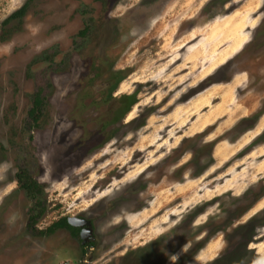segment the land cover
<instances>
[{
	"label": "rangeland",
	"instance_id": "374dc122",
	"mask_svg": "<svg viewBox=\"0 0 264 264\" xmlns=\"http://www.w3.org/2000/svg\"><path fill=\"white\" fill-rule=\"evenodd\" d=\"M20 167L36 229L92 247L28 231ZM0 264H264V0L30 3L0 40Z\"/></svg>",
	"mask_w": 264,
	"mask_h": 264
},
{
	"label": "trees",
	"instance_id": "16d2710c",
	"mask_svg": "<svg viewBox=\"0 0 264 264\" xmlns=\"http://www.w3.org/2000/svg\"><path fill=\"white\" fill-rule=\"evenodd\" d=\"M34 0H26L25 3L12 12L9 16H7L4 20L0 22V40H5L11 33L12 26L14 23L21 24L24 16L26 15L27 8L30 3ZM89 30L88 25L85 28L81 29L77 35L85 36ZM55 55L52 56H41L40 58L34 60V62L41 61L44 59V62L52 61ZM115 75H120L121 72L117 71L114 73ZM132 98L131 96L129 97ZM117 107L116 110L121 111L122 106L124 105L123 99H115ZM132 103V101H131ZM129 103V107L131 105ZM46 98L42 96V89L39 88L35 93H33V97L31 100V106L27 112V116L29 119L28 128L30 130L40 128L42 119L46 116ZM123 113V112H122ZM30 138H32L30 136ZM16 182L21 190L26 194L27 198L30 201V207L28 209V231L37 236H48L55 233L58 230L66 229L72 235L78 237L80 228L74 227L70 225L67 221L68 217H61L58 220L51 223L45 229H36V224L38 220L43 216L47 209L46 199L43 193L42 185L32 177L27 168L20 167L18 172L16 173ZM92 244V243H91ZM85 247L87 245H82V252L85 251ZM90 247V246H89Z\"/></svg>",
	"mask_w": 264,
	"mask_h": 264
},
{
	"label": "water",
	"instance_id": "95a60500",
	"mask_svg": "<svg viewBox=\"0 0 264 264\" xmlns=\"http://www.w3.org/2000/svg\"><path fill=\"white\" fill-rule=\"evenodd\" d=\"M67 221L70 225L78 228H82L80 231V237H81V243L84 245L86 242H88V237L93 233V228L91 226V222L87 219L73 216L68 217Z\"/></svg>",
	"mask_w": 264,
	"mask_h": 264
},
{
	"label": "flooded vegetation",
	"instance_id": "af4514ba",
	"mask_svg": "<svg viewBox=\"0 0 264 264\" xmlns=\"http://www.w3.org/2000/svg\"><path fill=\"white\" fill-rule=\"evenodd\" d=\"M81 229H82V228H80V231H81ZM80 231H79V232H80ZM79 234H80V233H79ZM91 235H92V234H91ZM91 235H90V236H91ZM90 236L88 237L89 242H86L87 244H86V243L84 244V245H87V247H89L90 245H93V244H94V243L91 241ZM91 243H92V244H91ZM90 247H92V246H90Z\"/></svg>",
	"mask_w": 264,
	"mask_h": 264
}]
</instances>
